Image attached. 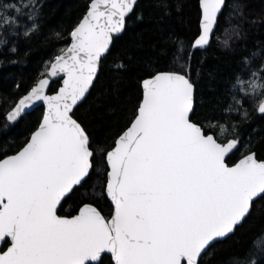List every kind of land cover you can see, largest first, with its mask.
Segmentation results:
<instances>
[{
    "label": "snow or ice",
    "instance_id": "6c2138e0",
    "mask_svg": "<svg viewBox=\"0 0 264 264\" xmlns=\"http://www.w3.org/2000/svg\"><path fill=\"white\" fill-rule=\"evenodd\" d=\"M137 7L138 0H87L67 37L56 34L66 42L43 71L27 88L17 83L15 98L0 97L13 127L43 108L23 144L0 156V264H204L264 201V157L251 143L254 130H242L250 119L245 102L264 120V54L241 58L231 102L216 123L193 119L192 63L211 47L226 0H199L193 39L176 42L170 66L146 71L132 115L111 144L94 141L77 118ZM38 12V0L0 6V28L20 35L23 27L30 36ZM94 175L99 192L89 190ZM72 198L79 200L75 212L61 215ZM101 199L111 203L108 214ZM233 264H264V250Z\"/></svg>",
    "mask_w": 264,
    "mask_h": 264
},
{
    "label": "trees",
    "instance_id": "16d2710c",
    "mask_svg": "<svg viewBox=\"0 0 264 264\" xmlns=\"http://www.w3.org/2000/svg\"><path fill=\"white\" fill-rule=\"evenodd\" d=\"M86 2L38 0L36 22L39 27L30 36L23 35V27L16 29L20 35H12V28H0V41L8 40L7 44L0 43V97L15 98L17 83L27 88L43 71L45 63L66 42L56 34L67 37L83 14ZM15 3L18 0H0V6ZM198 4L199 0H167L168 6L162 7L161 0H138L136 15L129 19L127 30L115 41L95 87L77 111V118L86 125L94 141L104 145L113 142L132 115L146 71L170 66L176 42L183 41L187 46L193 39L198 30ZM21 20L31 25L27 15ZM236 29L238 37L233 34ZM224 41L229 46L226 47ZM13 46L16 52L12 51ZM253 53L264 54V0H227L211 47L197 52L192 63L198 83L194 120L216 123L219 114L231 102L229 89L242 67L241 58ZM256 63L258 65L259 61ZM244 107L250 119L242 130H254L251 143L258 156L264 157V120L253 113L252 102H245ZM42 111V107L36 109L13 127L5 119L6 106L0 105V156L5 152L12 154L23 144ZM238 158L239 153L233 160ZM99 184L94 175L89 190L99 192ZM97 203L108 214L110 201L101 199ZM78 204L77 198L67 200L60 214H73ZM250 250L254 253L264 250V201L257 203L256 211L231 239L217 244L208 253L204 264H233L234 257H243ZM105 264H108L107 259Z\"/></svg>",
    "mask_w": 264,
    "mask_h": 264
},
{
    "label": "water",
    "instance_id": "95a60500",
    "mask_svg": "<svg viewBox=\"0 0 264 264\" xmlns=\"http://www.w3.org/2000/svg\"><path fill=\"white\" fill-rule=\"evenodd\" d=\"M226 3H227V0H226ZM225 9V8H224ZM224 11V10H223ZM217 30H218V27L216 28V30H215V35H216V33H217ZM122 35V34H121ZM214 39V38H213ZM212 42H213V40H212ZM212 44V43H211ZM208 49V48H207ZM40 108V107H39ZM36 109H38V108H36ZM33 112V111H32ZM31 112V113H32ZM0 139H1V131H0ZM62 215V214H61ZM4 245H2V244H0V247H3Z\"/></svg>",
    "mask_w": 264,
    "mask_h": 264
}]
</instances>
